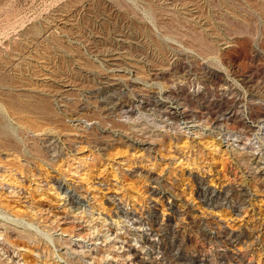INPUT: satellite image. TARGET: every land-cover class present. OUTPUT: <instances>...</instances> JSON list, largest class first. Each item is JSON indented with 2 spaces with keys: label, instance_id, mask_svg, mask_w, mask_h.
<instances>
[{
  "label": "rangeland",
  "instance_id": "374dc122",
  "mask_svg": "<svg viewBox=\"0 0 264 264\" xmlns=\"http://www.w3.org/2000/svg\"><path fill=\"white\" fill-rule=\"evenodd\" d=\"M262 118L264 0H0V264H264Z\"/></svg>",
  "mask_w": 264,
  "mask_h": 264
},
{
  "label": "bare ground",
  "instance_id": "6f19581e",
  "mask_svg": "<svg viewBox=\"0 0 264 264\" xmlns=\"http://www.w3.org/2000/svg\"><path fill=\"white\" fill-rule=\"evenodd\" d=\"M3 5V4H2ZM1 5V6H2ZM120 47V46H118ZM116 84V83H115ZM172 104V103H171ZM177 110V109H176ZM177 116V115H176ZM79 118V117H78ZM183 121V120H182ZM180 122V121H179ZM259 129L263 130L264 131V118H262L260 121H259ZM253 135V134H252ZM246 149V148H245ZM253 153V152H252ZM253 159H256V166L255 167H258V171H261L262 172V178H264V156L260 153V152H254L253 154ZM256 172V171H255ZM62 187V186H61ZM65 192H68L67 196H69V199H70V203L74 204L75 202L76 203H79L78 200L75 199V197L72 195V194H69V190L67 188H65ZM211 200V199H210ZM79 205V204H78ZM79 207V206H78ZM165 251V249H164ZM168 251V250H167Z\"/></svg>",
  "mask_w": 264,
  "mask_h": 264
}]
</instances>
